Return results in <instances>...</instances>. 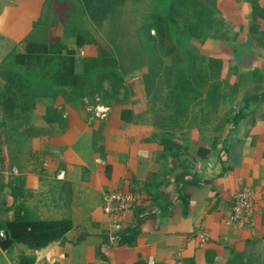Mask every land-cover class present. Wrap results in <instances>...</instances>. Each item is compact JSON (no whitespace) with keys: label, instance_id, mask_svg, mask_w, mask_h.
<instances>
[{"label":"crops","instance_id":"crops-1","mask_svg":"<svg viewBox=\"0 0 264 264\" xmlns=\"http://www.w3.org/2000/svg\"><path fill=\"white\" fill-rule=\"evenodd\" d=\"M75 1L88 19L86 28L101 44L110 47L125 82L131 81L135 93L140 95L143 92L140 78L132 75L130 67L136 59L143 62V55L140 58L136 51L135 31L147 13L160 11L168 0ZM45 5L46 0H0V61L11 52L24 50L27 34ZM99 13L106 16L96 25L88 15ZM122 47L135 48L133 59ZM1 82L4 85L0 77ZM0 88L1 91L3 86ZM49 106L55 107L59 119L45 121ZM262 108L264 112V104ZM116 111L111 106V113L101 121L99 129L87 121L81 105L64 99L57 102L52 95L35 100L30 112L36 122L32 124L43 132L30 138L25 167L19 169L14 164L11 170L2 171L0 221L12 219L18 210L15 207L21 205V213L26 211L28 218H69L73 227L61 239L39 249L17 242L5 250L0 247V264H17L21 256L33 258V264H133L138 258L148 264H183L189 257L196 264H264V119L261 118L253 124L242 119L230 130L226 151L221 156H198L192 171L199 179H210L211 183L183 184V190L190 195L186 213L176 199V190L169 196L163 193L171 204L165 205L163 200L159 207L166 208L158 209L155 216L141 223L134 245H117L115 241L102 245L103 233L109 234L107 217L101 209L102 191L123 188V184L127 187V183L119 180L127 169L141 174L140 181L146 170L162 169V165L154 163L153 153L160 154L162 145L143 143L150 130L145 132L139 124L135 125L139 127L133 134V143L128 144L120 110L117 122L111 119ZM94 130L101 132L103 144H107L105 152L94 147ZM7 152L5 143H0L1 164L10 161ZM16 172L25 176L21 185L9 180ZM243 187L253 190L256 203L251 222L238 228L227 223V218L234 194ZM159 189L164 190L163 186ZM132 216L130 213L123 218L122 227ZM200 231L210 237L208 243H200L197 237ZM97 247H101L106 260L97 256Z\"/></svg>","mask_w":264,"mask_h":264},{"label":"rangeland","instance_id":"rangeland-1","mask_svg":"<svg viewBox=\"0 0 264 264\" xmlns=\"http://www.w3.org/2000/svg\"><path fill=\"white\" fill-rule=\"evenodd\" d=\"M201 1L205 11L199 35L191 37L175 30L174 55H165L164 49L157 47L156 43L149 44L147 64L132 69V75L140 78L143 89L140 95L135 93L134 84L129 80L121 85L111 78L100 79L93 74L87 81L86 98L79 102V105L85 106L87 121L99 129L101 121L111 113V106L117 110L111 117L113 123L117 122L118 110L131 107L132 122L122 124L128 144L133 143V134L139 127L135 126L137 124L142 125L145 132L150 130L143 143H158L160 138L166 137L180 144L179 150L174 149L177 153L174 157H162L161 153L156 155L153 152V162L162 165V169L160 172L146 170L142 178V181L152 182L151 189L163 186L164 190L157 191L167 196L174 193L173 176L180 171L179 163H188L193 169L198 147H207L209 155L215 156H221L226 151L227 135L231 130L229 119L243 105L244 94L264 89V0H257L261 8L254 16L251 4L256 0ZM81 8L75 0L72 5L46 2L40 23L30 31L32 37L48 40L50 35H54L66 44L72 43L75 27L87 29L88 19ZM191 10L185 9L188 12ZM104 47L111 51L107 45ZM13 53L1 60L0 65L11 69L9 64ZM80 55L81 51L76 50L77 58ZM209 58H218L221 63H213ZM57 61L58 57H55L54 61L38 67H13L28 91V98L41 101L45 96L52 95L57 102L64 99L65 90L56 88L52 82ZM81 64L77 59V71L81 69ZM0 86H3L2 82ZM263 104L256 106L251 103L249 109L256 108L257 116H261L264 113ZM29 112L26 115L16 110L15 115L9 117L0 103V143H5L10 158L4 165L0 157V176L3 170H11L14 164L19 169L25 167L29 159V140L40 131L32 124L36 122L35 115ZM93 142L99 152L106 151L107 144H103L101 132L94 130ZM139 175L136 170L127 169L119 180L127 183L128 187L130 178L141 180ZM23 176L16 172L9 180L21 185L24 183ZM127 187L123 184V189ZM142 195L146 207L155 209L156 205L151 200L146 201L148 195ZM24 213L27 216V212Z\"/></svg>","mask_w":264,"mask_h":264},{"label":"trees","instance_id":"trees-1","mask_svg":"<svg viewBox=\"0 0 264 264\" xmlns=\"http://www.w3.org/2000/svg\"><path fill=\"white\" fill-rule=\"evenodd\" d=\"M49 3L57 4H73V0H46ZM201 0H168L160 11H151L146 14L143 22L137 27L135 35L138 40L136 51L140 53V58L143 55V62L136 59L130 64L131 72L134 67L146 65V51L149 44L156 43L157 47L164 49L165 55H174L176 44L173 43L175 30L195 37L199 35L200 26L202 24L204 8ZM167 9L166 12L162 11ZM191 8V11L185 9ZM260 5L257 0L251 4V14L254 16L260 10ZM96 25H99L105 18V13L89 14L88 15ZM48 19V18H47ZM40 23V18L33 23V29ZM154 32V34H151ZM74 42L72 45L66 44L57 36L50 35L49 39H34L30 32L25 41L23 51L13 53L11 69L7 65H0V77L4 81L2 98L0 103L3 110L9 117L15 115V111L19 110L26 114L32 111L35 107V98H28V91L21 83L18 72L13 71V67H24L29 69L38 67L54 61L58 57L56 68L52 74V82L55 86L65 90L64 100L71 104H80L79 102L86 98L85 90L87 89V81L90 75L107 77L115 80L121 85L126 84L125 78L121 73L119 62L113 53L104 47L98 39L87 29L75 27L73 29ZM123 48V47H122ZM82 50V55L79 58L76 56V50ZM129 57L135 52V48L128 47L122 49ZM77 59L82 63L81 69L76 70ZM213 63H221L218 58H209ZM6 67L8 69H6ZM136 69V68H135ZM251 103H264V89L252 93H245L243 96V105L236 110L229 119V128L234 129L242 119H248L250 124H253L257 118L264 119V113L257 116V110L249 109ZM82 106V105H81ZM85 107V106H82ZM60 115L54 106H49L44 114L46 122H50L55 118L59 119ZM120 119L125 123L132 122L133 112L129 107L120 109ZM159 143L163 150L161 156H177L174 149L179 150L180 144L166 137L160 138ZM177 152V151H176ZM209 149L200 146L197 149V154L200 158H206L209 155ZM180 171L173 176L176 190V199L180 202L183 213H186L190 195L183 190V184L200 185L202 183L210 184V179H199L195 172L192 171V166L185 162L179 163ZM222 173H219V175ZM188 178V179H187ZM130 189L146 193L147 200H151L157 208H147L145 199H142L139 204L132 209V220L121 229L115 231L112 235L117 245H134L136 238L140 234L141 223L150 217L155 216L156 212L164 209L159 207L165 201V205L171 204V201L163 193L152 191V182L138 181L132 178L129 179ZM159 207V208H158ZM166 208V207H165ZM23 207L18 205V210L12 219L0 221V247L2 249L10 248L14 243H24L30 248L39 249L45 247L49 243L61 239L72 227V221L69 218H28L22 212ZM102 245H107L110 241V235L103 233ZM96 254L99 258L106 260L105 254L101 247H97ZM33 258L21 256L17 264H33ZM210 262V260H208ZM133 264H148L138 258ZM165 264V263H159ZM183 264H196L193 257L183 260Z\"/></svg>","mask_w":264,"mask_h":264},{"label":"built area","instance_id":"built-area-1","mask_svg":"<svg viewBox=\"0 0 264 264\" xmlns=\"http://www.w3.org/2000/svg\"><path fill=\"white\" fill-rule=\"evenodd\" d=\"M105 110L107 107L102 106ZM143 198L140 191L129 188H106L101 195V209L107 217L110 241H115L111 234L122 228L123 218L132 213L134 206ZM255 194L249 187L239 189L233 196L227 223L243 228L251 222L255 210ZM3 235V232H0ZM201 244L208 243L210 237L204 232L197 233Z\"/></svg>","mask_w":264,"mask_h":264}]
</instances>
